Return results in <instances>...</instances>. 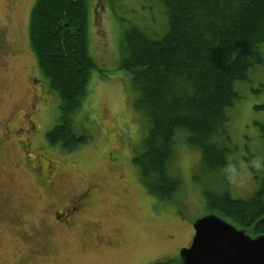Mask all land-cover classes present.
Segmentation results:
<instances>
[{"label": "rangeland", "instance_id": "374dc122", "mask_svg": "<svg viewBox=\"0 0 264 264\" xmlns=\"http://www.w3.org/2000/svg\"><path fill=\"white\" fill-rule=\"evenodd\" d=\"M33 2L0 0V135L5 125L33 118L63 123L59 95L47 88L30 44ZM87 7L91 55L109 72H90L86 96L72 113L78 136L85 135L86 141L75 149L58 146L46 154L68 169L63 171V185L93 187L94 200L77 227L89 228L90 234L100 232L108 240L97 243L91 236L83 242L59 227L46 231L43 223L52 219L59 203L44 200L47 195L40 192L25 151L17 141L7 142L0 147V264H15L23 251L31 249L37 264L181 260L180 249L194 236L193 223L211 213L205 191L229 190L235 198H249L256 187L251 165L264 164L260 131L264 109L256 108L264 103V65H260L251 71L250 80L237 84L240 98L228 109L226 128L234 150L227 169L213 175L201 165L198 149L181 144L175 163L181 189L172 200L149 193L131 159L147 135L148 122L134 107L138 91L129 73L119 69L120 40L130 27L160 36L166 29V11L159 0H87ZM39 102L43 109L36 112ZM32 224L41 226L35 238L24 233Z\"/></svg>", "mask_w": 264, "mask_h": 264}, {"label": "trees", "instance_id": "16d2710c", "mask_svg": "<svg viewBox=\"0 0 264 264\" xmlns=\"http://www.w3.org/2000/svg\"><path fill=\"white\" fill-rule=\"evenodd\" d=\"M159 1L166 29L156 37L127 28L120 40L119 69L129 73L138 91L134 107L148 122L132 162L149 193L172 200L182 187L175 169L181 144L198 149L201 165L213 175L231 161L228 109L240 98L237 84L264 65V0ZM88 25L87 0H36L30 13V44L47 88L59 95L63 119L48 138L66 149L86 141L71 116L86 96L90 72H109L91 55ZM256 108L264 109V103ZM260 131L264 145V122ZM251 169L256 187L249 198H235L229 190H206L205 195L211 213L256 236L264 234V164Z\"/></svg>", "mask_w": 264, "mask_h": 264}, {"label": "flooded vegetation", "instance_id": "af4514ba", "mask_svg": "<svg viewBox=\"0 0 264 264\" xmlns=\"http://www.w3.org/2000/svg\"><path fill=\"white\" fill-rule=\"evenodd\" d=\"M35 1L36 0H34L33 5ZM31 10H29V16ZM41 107L42 104L39 102L36 112L42 110L43 108L41 109ZM42 121L43 119L33 118L25 123L20 121L7 124L6 122L5 124L7 125L2 128V135H0V147L7 142L17 141L20 147L23 148V151H25L24 159L26 163L29 164L32 172L38 178V188L40 192L43 191L47 195L44 200L50 204L59 203V205L53 208L52 219L43 223V228L46 229V231H52L54 227H59L68 230L83 242H88L91 236L95 237L97 243L98 241L105 242L106 238L102 239L104 235L100 232L90 234V229L87 227H83L81 231L78 229L79 227H77V224L81 221V214L94 200L93 187L90 186L85 189H79L77 187L62 184V182L65 181L63 179V171L66 169V166L57 164L46 154L47 152L51 154L58 146H62L61 144L51 143L48 138L50 131L60 124L55 122L42 123ZM1 155L2 152L0 150V157ZM66 171H68V169H66ZM61 175L63 180H61ZM1 211L2 207L0 206V212ZM22 219L26 221L25 218ZM39 227L41 226L32 224L29 228H24V233L28 237L35 238L40 230ZM95 230L97 231L98 229ZM31 252H34V250L23 251L22 256L15 264H37L34 261L35 255ZM155 261L147 259L139 264H153Z\"/></svg>", "mask_w": 264, "mask_h": 264}, {"label": "water", "instance_id": "95a60500", "mask_svg": "<svg viewBox=\"0 0 264 264\" xmlns=\"http://www.w3.org/2000/svg\"><path fill=\"white\" fill-rule=\"evenodd\" d=\"M193 227L190 245L179 251L183 264H264V234L251 236L215 213Z\"/></svg>", "mask_w": 264, "mask_h": 264}]
</instances>
